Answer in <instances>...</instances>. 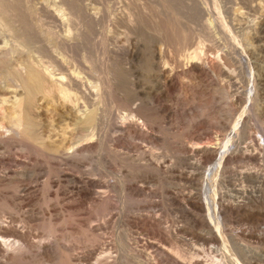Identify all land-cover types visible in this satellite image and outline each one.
Masks as SVG:
<instances>
[{
	"label": "rangeland",
	"instance_id": "1",
	"mask_svg": "<svg viewBox=\"0 0 264 264\" xmlns=\"http://www.w3.org/2000/svg\"><path fill=\"white\" fill-rule=\"evenodd\" d=\"M220 4H219V6L222 7V5H220ZM238 5L240 7L242 4L241 3L237 4V6H236L237 10H239ZM243 6H241V7H243ZM263 9H264V7H263ZM243 10H244L243 8L242 9L240 8L239 11H243ZM221 12H222V10H221ZM262 12H260V15L262 14ZM222 15H225L223 17H226V14H224L223 12H222ZM254 20H256V19L253 18V21ZM256 21H258V19ZM119 27L120 26H115V27L111 26L110 27L111 31L109 34H115L117 31H119V32L124 31V32H122V35L124 33V36H122L121 33H119L121 35V38H127L129 36L134 37V38L129 37L131 39V43L128 46H126V48H125L126 51L128 49H129V51L128 52H126V51L121 52L119 54V56L117 57V59L115 58L116 60H119V57H122V58H120L121 62L117 61V62H119V63H117V62H115V60L112 61V59L110 57H107L108 53L106 54V49H105L106 47L103 49V46H101V48L99 47L100 48V49L98 48L99 50L97 49L96 55H97V58L99 57L102 59V61L100 59H98V60L101 64L104 65V68L108 69L109 71L115 72V73L109 72V77L113 73L116 74V76L112 77L114 79L117 78L116 81L114 79H112L111 77L108 78V80L111 79L109 82L110 85H113L116 82V83H120L121 87H124V88L120 87L121 89H123L121 92H119L117 90V94L119 96L124 95V92H126V94L128 92V94H129L132 89H135L137 87L136 85H139V86L143 85L142 87H144L145 83H146V86L144 87V92H142L139 97L141 98V96H142V98L140 100H142V99L144 100V101L142 100V102L145 105L146 111L148 113H150V111H151V113H150L151 115L154 114L152 117H154L155 119L150 117V123H149L150 126H152V127H150L148 125L146 128V126L144 125L145 123L140 118L141 128L145 127L143 130H141L142 133H134L131 131V132H129L130 136L128 134H124L123 135L124 137L123 136L122 137L116 136L113 138H111V136H109L110 135L109 134L106 136V138L108 136L109 137L107 139L104 138L105 141L103 139V142L100 146L95 145V147L92 149V151L91 150L89 151L90 153L87 152L88 154H86V152H85L86 155L82 153L83 156H82V154L81 155L79 154L76 161H73L76 158V156H75V157H72L73 160H71V158H70L69 160H67V162L64 160H61L62 162H60V160H58L59 162H57L56 160L52 159L50 156L47 155L49 157L48 158L46 156V154L44 155V157H45L44 158L43 154H41V153H39L40 154L39 155L40 157H39L38 153L34 149H31L28 147L25 148V146H23L24 148L22 146L19 147L18 145L15 146V144L12 145L11 143H13L15 140H13V141H12V139L9 140V137H7V139L10 142H8L6 138L2 139L4 141H7V143L2 141V140L0 141V143L3 146L2 147L0 144V148H1L0 149V152H1L0 153V158H1L0 159V182H1L0 183V238H2V237L5 238V239L4 238H2V239L6 240L7 250H6V252H2V251L0 252V256H1L0 257V262H1L0 264H2V263L3 264H116V263L117 264H121V263L122 264H177V263L178 264H185V263L186 264H198L199 262H200L199 264H202V263L203 264H230V263H228V261L230 262L231 258L236 260L239 264H264V257H262V256H264V183H260L259 181L254 182V180H253V182L249 181L247 183L246 182L242 183L238 179L239 178V172L244 171V170H248V169L249 170H255L256 169L258 171L260 169V172L263 175L264 174V172H263L264 171L263 170L264 169V161L262 162L263 164H261V165H259V164L254 165L252 163L251 164L248 162L245 163L243 161H235V162H233V164L225 165L224 167L222 166V168L224 169V170L221 169V171L223 170L222 173L220 171V176L222 175L221 176L222 181H220L218 183L219 188H220V183H221V189L222 190L218 188L217 192L220 191L219 192L220 196L221 195L223 196V197L221 196V199L223 198L222 199V203L224 202L223 204H226V203L232 204L235 207L241 206L242 209L240 211H238V213L236 211H234L235 213L226 212V211H228L226 209H224L223 211H220L217 207L213 206L210 208V212H209L210 216H209V214L208 215L206 214L204 208H199L193 204L191 205V203H189V202H184L185 200L183 199L185 195L190 193V192H188V190L192 191V192H197L199 189L198 186L200 185L199 180H197V176H196V175H198L199 170L197 171L196 169H191L190 167H188L190 165H187L188 163H190V161L193 162V160L190 158V156H188L189 155L188 149H187L188 146L191 145L192 143L193 144L196 143V141L198 143H201V142L202 143H205V142L209 143L212 141L215 142L214 138L219 139L220 138L219 136H221L223 133H225V131L228 132L229 125H226V128H225V123L227 124V122H228L227 117H225V116L227 115L228 111L230 110L229 108L231 106H233L234 115H233V118H232V121L230 124L233 125L234 122H236V120L239 118L238 117L239 115L241 117L242 116L243 117L244 116L249 117L248 120L250 123L249 122L248 123L250 124V127H248L249 126L248 123H247V127L250 130V133L253 132L252 133L253 136L251 135V139L254 142V144L256 143L255 144L256 147H258L260 145L259 143L261 142L262 148L264 149V145H263L264 144V133L262 135V132H260V126H262L263 132H264V114H263L264 113V100L261 101V106H260L261 108L256 106V107H254L255 109L253 108L255 111L253 109H249L250 107H252L251 104H253V102H254L252 97H254L256 95L253 88L251 89V85H252L253 81H255V78L257 75L256 70L253 71V74H252V75H254L253 78H251L249 76V78H248L249 81L247 82L245 80L247 85H244L245 84L244 79H241V77H239L238 73L236 72L237 71V69H236L237 65L235 63H233L231 60H230L231 61L230 62L229 59H227V61H229V62L224 61L222 59L220 61L221 57H219V59L217 58L220 61L219 63L216 62V60L214 61L213 67L211 70L212 72L210 71V75H212V79H214V83H215L214 87L217 86L216 88H221V91L224 90V92L226 94H228L227 95L228 100L226 99L227 101H225V102L230 104L231 105L230 106V105H227L224 101H222L223 98H222V94L220 93V91L218 93V91L216 89L210 88L208 86L207 82L205 81V79L203 80V78H198L197 76L194 77L195 75L193 73L190 74V76L192 78H190L189 75H187V76L183 75L184 73H182V72L185 71V68L183 65L184 63H183L182 64L183 69H182V66H180L181 69L178 68V69H180L179 74H178L179 77L177 75V77H176L177 79L175 81V85L173 86V88L166 90L165 91L166 93H164V92L161 93V96H160V99H161L160 102H163V104L165 103L164 105L167 108H169V107H170V109L172 108L171 110H173V111L175 110L176 112H178V114L176 113V115H174L175 114V111H174V113L171 115L170 114L164 115L162 110L159 108V104L156 102V100H154L152 98L154 94L159 93V90L161 88H159L158 85L157 86L155 85V80L153 79V77H151V75H148V73L145 70L146 67L143 66L145 68L144 69L142 67V65H145V63H149L150 61H152V59L150 58L152 55H149V54L151 52H152V54H153V52H154V54H156L157 50H161L162 53L164 54L165 57L162 56L163 61L165 60V62L168 65L169 64L171 65V63H172V65H174L173 61H171V60L174 58L173 60L175 61V60H177L176 59L177 57L179 58V56H177V55H176V58H175V56L171 57L177 53L176 47H173V45H172L173 42L170 43L171 40H169V41L166 40L169 42V44H168V42L163 41L162 43H160V44H162V46H161L160 44L157 43V40H156V38H154V35L152 36V33L150 34L149 32H147L146 29H144L145 31H142L143 29L140 30V33H142V32L143 33L137 37L139 39L141 38V40H139V39H136V35L133 34L134 35L133 36L130 31L128 32V30H126L128 32L127 33V32H125V30H121V28H123V26H121L120 28ZM114 28L116 31L115 33H113ZM116 28L118 30H116ZM144 32L146 33V35ZM109 34L107 35L108 39L110 37ZM116 34L118 35V33H116ZM125 35H128V36L125 37ZM151 36H152V39H151ZM143 37L144 38L147 37V38L144 39ZM148 38H150V39H148ZM146 39H148V42ZM144 40H145V42H144ZM133 41L134 42L136 41V43H134ZM147 43L149 45H147ZM136 44L137 45L139 44V45L137 46ZM153 44H154V46H152ZM157 44H158V46L159 45L160 46L158 47ZM167 44H168V46H167ZM189 44L191 45V42H189L187 45H189ZM165 45H166V48H165ZM146 46L149 48L148 51H146L148 49ZM163 46H164V48H163ZM191 46H190V49H188V50L183 49L184 52L183 51L182 52L183 53L191 52L195 48L194 45L192 47ZM134 47L136 49H134ZM137 47H139V48H137ZM143 47H145V48H143ZM167 47H169V48H167ZM171 48H173V50ZM186 48H189V47L186 46L185 49ZM169 49H171V50L169 51ZM137 50H138V52H136ZM152 50H154V51H152ZM145 51L149 52V53H145ZM165 51H167V52H165ZM171 51L173 54L171 53ZM98 52H100V53H98ZM102 52H103V55L106 57H104L101 54ZM174 52H175V54H174ZM157 53H158V51H157ZM122 54L124 55V57ZM135 54L139 55L138 58H137V55L135 56ZM99 55L102 57H100ZM145 55H146V57H149L151 60L149 61V59L146 58ZM167 55H171V56H168V58H167ZM131 57H134V58L131 59ZM106 58H108L107 60L110 59L113 62L114 66L112 65V62L109 60V62H110L109 63L106 60ZM139 59H140L141 63H139ZM103 60H105V63ZM144 60H146L148 62H146ZM106 61L108 63H106ZM115 63L118 65L116 66ZM120 63H121V66H120ZM149 64H151V62ZM109 65H110V67H109ZM138 65H139V67H138ZM225 65L229 70L226 67H224ZM232 65H234L235 68ZM112 66L113 67L116 66V67L113 68ZM228 66H230V67H228ZM262 66H264V64ZM185 67H186V65H185ZM223 67L225 68V71H223L224 70ZM110 68H112V69H110ZM122 68H123V70L126 68V70H124L125 75L124 74L121 75V73H123ZM128 68L131 71H128L129 70ZM134 68L136 70H134ZM115 69H116V71H115ZM230 69L231 70L233 69V70L231 71ZM120 70H121V72H120ZM181 70H182V72H181ZM233 71L235 74L233 73ZM116 72H118V73H116ZM119 72H120V74H119ZM131 72H133V73H131ZM146 73H147V75H146ZM231 73L233 75H231ZM128 74H129V76H128ZM138 75L140 78L138 77ZM119 77H121V78H119ZM234 77H236V80L234 79ZM188 78H189V80H188ZM119 79L120 80L122 79L121 82H119ZM130 79L132 82L130 81ZM134 79H136V80H134ZM147 79H148V82L146 81ZM230 79L231 80L233 79V81H231ZM112 80L114 83L113 82L111 83ZM123 80H126L127 83L129 81H130V83H134L135 84L134 87H132L133 85L131 86L130 83H129V85H130L129 86L125 81L122 82ZM241 80H242V82H241ZM238 81H240L241 83ZM152 82L154 84H152ZM233 82H235L236 84H233ZM237 82L239 84V87H238ZM231 84H233V86ZM152 85H154V87ZM230 85H231V87H230ZM235 85H236V87H235ZM150 86H151V88H150ZM244 86L246 87V91H248L249 94L252 91H254V92L250 94L251 96L249 94L248 95L246 94V96L243 97V101L238 102V101H236L235 95L239 94L243 90V88L245 89ZM125 87H128V89L126 88L128 91L125 89ZM131 87H132V89H131ZM158 88H159V90H158ZM232 88H234V89H232ZM238 89H240L241 91ZM250 89H251V91H250ZM124 90H126V91H124ZM145 90H147V91H145ZM157 90H158V92H157ZM148 91H149V93H148ZM237 91H239V92H237ZM122 92H123V94H121ZM215 92H217V94H220V95H216ZM144 93H145V95H144ZM133 94H134V90L132 91V93H130V95H133ZM212 94H215L216 96L212 95ZM229 94H230V96H229ZM210 95L213 97L211 98ZM214 96H215L216 100L213 99ZM228 96L230 98H228ZM217 97H219V98L217 99ZM151 98H152V101H150ZM246 98H248V99H246ZM208 99L210 101L212 100L209 104L210 106H208L209 108L210 107L212 108V109L210 108L211 110L206 106V105H208V104H206L207 103L206 101H209ZM250 99H252V101ZM192 101H193V103H192ZM180 102H182V103L180 104ZM186 102H187V105L189 104L188 106L186 104H183ZM213 102H215V104ZM220 102L223 104H219ZM243 102H244V104H243ZM39 103L40 104L37 105L39 107V109L37 107L36 111H35L36 115L34 114L35 118L38 119L37 122L39 121L37 124H38V126H40V128H38V129L40 130L41 134L43 133L44 136L46 134H48V135L51 134L50 137L53 136L52 138H50L48 135H46L45 137L47 138V140H46L47 142H50L49 140H51V143H52V141H54V142L58 141L59 142L61 136L59 137L58 135H61L59 133H61L64 125L69 126L72 124V122H73L72 116L70 115L69 111H67L68 109L66 110V108H64V107H60V108L56 107L58 109L57 110L58 115L56 114L54 117V112H52L51 106L48 105L50 108L46 109L48 107L46 103H43V104H42V102H39ZM190 103H192V105ZM201 103H203V106ZM204 103L206 105H204ZM211 103H213V104H211ZM155 104L157 106L156 108H154ZM224 104L227 105L226 106L227 108L224 106ZM45 105H46V107H45ZM211 105H214V106L212 107ZM249 105H251V106H249ZM149 106H151L150 109H149ZM173 107H174V109H173ZM197 107H199V108H197ZM205 107L207 108L208 111L206 110ZM152 108H153V110H152ZM157 108L160 109L161 111L160 110L158 111ZM176 108L177 109L179 108V109L177 110ZM183 108H184V110H185V108H187L185 112H184ZM201 108H203V110L206 111L207 115L202 120H201V118H196V120L200 121V123H201L200 124L197 121L199 126L198 125L196 126V124H197L196 122L191 123V120H190L191 118L189 117V114H190L189 111L192 112L191 114H195L198 116L200 114V112L202 111ZM197 109L199 110V112L195 113V111H197ZM226 109H228V110H226ZM240 109H242V111ZM260 109H261V111H260ZM193 110H195V111H193ZM251 110H252V112H251ZM214 111H216V113ZM208 112H209V114H208ZM253 112L255 113V115H253ZM210 113H213L214 115L212 114V116H214V117H210L211 116ZM215 114H217V115H215ZM65 115H66V118H65ZM164 116L165 117L167 116V118H163ZM171 116H172V118H171ZM207 116L209 117L208 121H206L208 118ZM215 116H217L216 120L217 121L219 120L218 122L220 125L218 124V122L216 120L215 121L213 120L214 122L212 123V118H215ZM254 116L259 117V119H257ZM250 117H251V120H250ZM54 118H55V120H54ZM221 118H222V120H221ZM187 119L189 121H187ZM253 119H255L256 121ZM69 120H71L72 122ZM159 120H160V122H159ZM210 120H211V123L209 124L208 122H210ZM258 120L261 122V123L259 122L260 123L259 125L257 124ZM64 122H66V123H64ZM185 122H188V123H185ZM189 123L192 125H189ZM193 123H194V125H193ZM61 125H62V128H60ZM159 125H161V126H159ZM66 126H65V128H66ZM157 126H159V127H157ZM191 126H192V128H191ZM148 127L151 129H149ZM52 128H54V129H52ZM65 128H63V130ZM59 129H61V130L59 133H57L58 134L57 135L56 132H58ZM145 129H146V131H145ZM194 129L197 131H195ZM222 129H226V130L221 131ZM151 130H153V131H151ZM149 131H150V133L151 132L152 133L149 134ZM197 132L199 134H197ZM145 133L148 136H146ZM178 133H180V134H178ZM201 133H205L204 136L201 135ZM187 134H189V135H187ZM206 134L210 137L209 139L206 138V137H208ZM55 135H57L58 137L57 136L55 137ZM126 135H128V136L126 137ZM198 135H199V137H198ZM185 137L188 138L190 140V142L191 141L192 142L191 143L186 142ZM114 138H115V141L113 140ZM198 138L200 140L202 139L201 142H199L200 140ZM255 138H256V140H255ZM55 139H57V140H55ZM108 139H109V141H108ZM259 139H263V142H262V140H259ZM189 140H187V141H189ZM210 140H212V141H210ZM106 141H107V143H106ZM110 141H113V142H110ZM105 143H106V147H105ZM183 143H184V146H183ZM165 145H166V147H165ZM185 146L187 147L186 148L187 150H183V147H185ZM180 147H182V148L180 149ZM108 148H110V150ZM166 148H168V149H166ZM177 148H178L179 153L182 154L185 151L186 155L183 154L184 156L182 155L183 156L182 157L180 154V157H179V153L175 150ZM22 149H24V151ZM25 149H27V150H25ZM32 150H33V152L35 151L36 153L31 152ZM21 151H23V153ZM29 151L34 155H32ZM93 151H94V153H93ZM143 151H145V152H143ZM175 152L178 154H176ZM2 153H4V154H2ZM92 153H93V155H92ZM150 154H152V155H150ZM41 155H42V158H41ZM26 156H28V157H26ZM150 156L153 158L156 157V159L157 160L159 159L160 161L167 159L166 160L167 163H169V164L171 163L172 166L175 165L172 168L174 171L172 170L173 172L172 171L168 172L170 174L169 176H168V173H166L167 175L164 174L165 175L164 176L163 173L160 174V172L158 173L157 171L152 172L151 170L144 169V168H142V165L140 168L138 163L139 162L141 163L145 160H148ZM104 157H106V158H104ZM135 157L137 158V160ZM157 157H159V158H157ZM160 157H161V159H160ZM48 159H51V160L49 161ZM186 159H188L187 160L188 163L186 162ZM130 160H133V161H130ZM47 161H49L50 164ZM68 161H69V164H68ZM52 162H53V164H52ZM64 162H66V163H64ZM181 162H183L184 165ZM135 163L138 165V168H137V165L135 166ZM215 164L216 163H210L209 165H207V167L213 166V169H216L217 166ZM180 166H182V167H180ZM207 167H204V169ZM231 167H232V169H231ZM250 168H252V169H250ZM253 168H255V169H253ZM121 169H123V170H121ZM142 169H143V171H142ZM189 169L192 171H189ZM204 169L203 170L201 169L202 172H204ZM194 170H196V171H194ZM28 171H30V173ZM52 171L53 172L55 171L54 172L55 174ZM182 171L184 172V174ZM118 172H120V174H121L120 176H119ZM132 172H134V173H132ZM175 172H178L180 174V176H178L179 174L175 173ZM189 172L193 173V178L192 179L184 178V176H186V174H189ZM171 173H172V175H171ZM16 174H18V175H16ZM144 174H146V175H144ZM127 175H128V178H127ZM161 175L167 181L164 180L161 177ZM44 176H45V178H44ZM130 176H132V177L130 178ZM166 177H168V178H166ZM194 177H196V178H194ZM97 183H99V184H97ZM237 185H238V187H236ZM196 187H198V189H196ZM239 188H240V190H239ZM123 189H124V191H123ZM246 189L250 192H248V191L245 192ZM12 190L14 191L13 193H12ZM234 190H236L237 192L236 191L234 192ZM221 192H222V194H221ZM230 192H231V194H230ZM238 193H240V195ZM242 193L244 194V196ZM251 193L252 194L254 193V194L252 195ZM180 194H181V196H180ZM247 195H248V197H247ZM250 195H252V196H250ZM181 197L184 201L181 199ZM241 197H243V198H241ZM2 199H4V200H2ZM230 201L231 202L233 201V202L231 203ZM192 207H194V208H192ZM205 215H207V216H205ZM204 216L206 217V219ZM207 219H209V220H207ZM210 219H211V221H210ZM205 220H206V223H205ZM207 222H209V224ZM212 225H214V227ZM204 226H206V227H204ZM216 227H217V229H216ZM261 228H262V230H261ZM123 231H125V232H123ZM215 231H217V232H215ZM118 233H120V234H118ZM218 233H219V235H218ZM213 235L216 237L219 236L222 241L218 240L217 242H215ZM115 238H117V240ZM201 239H202V241H201ZM224 239L228 240V242H226ZM122 240H123V242H122ZM9 243H11V244H9ZM122 243H124V244H122ZM230 243H231V245H230ZM8 244L10 245L9 248H8ZM12 244H14V245H12ZM128 246H129V248H128ZM192 248H193V250H192ZM232 248H233V250H232ZM243 249H245V250H243ZM130 250H132V251H130ZM200 250H202V251L205 250V251L202 252ZM207 250H208V252H207ZM218 250L222 251L223 253L219 252ZM209 252H212V253H209ZM121 253H123V254H121ZM197 253H199V254H197ZM224 253H225V255H223ZM249 253H251V254H249ZM210 254H212V255H210ZM119 255L121 256V258ZM226 256H229V257H226ZM242 256H245V257L242 258ZM113 258L114 259L116 258V259L114 260ZM143 258H144V260H143ZM101 259H103V260H101ZM7 261H8V263H7ZM225 261H226V263H224Z\"/></svg>",
	"mask_w": 264,
	"mask_h": 264
},
{
	"label": "bare ground",
	"instance_id": "2",
	"mask_svg": "<svg viewBox=\"0 0 264 264\" xmlns=\"http://www.w3.org/2000/svg\"><path fill=\"white\" fill-rule=\"evenodd\" d=\"M240 3L242 4L241 6H243V5L244 6L239 7V5H238V9L240 10V8L241 9L243 8L244 9L243 11H239L236 9L237 4H240ZM219 4L222 5V7H220ZM263 7H264V0H0V141L2 139H5V138L7 139V137H9V140H11V139H12V141L15 140L14 141L15 143L14 142L11 143L12 145L15 144V146L16 145H18L19 147L25 146V148L28 147V148L34 149L38 153V156L40 155L39 153L43 154V157L46 154V156L47 155L50 156L52 159L56 160L57 162H59L58 160H60V162H62L61 160H64L67 162V160H69L70 158H71V160H73L72 157H75V156H76V158L73 161H76L79 154L80 155L82 153L85 154V152H86V154L90 153L89 151L90 150L92 151V149L95 147V145L100 146L103 142V139L106 138V136L109 134H110L109 136H111V138H113L116 136L122 137L124 134L129 135V132H131V131L134 133H142L141 130H143L145 127L141 128L140 118L145 123L144 125L146 126V128L148 125L150 126V124H149L150 123V117L154 118V117H152L154 114L151 115L150 114L151 111H150V113H148L146 111L145 105L142 102L143 99L140 100L142 98V96H141V98L139 97L141 95V93L144 92V87L146 86V83H145L144 87H142L143 85L142 86L136 85L137 87L135 89H132V87H134V85H135L134 83H130L132 78L130 79V81L128 83L126 80H123L122 82L125 81L128 85H129V83L131 84V86L133 85L131 87L132 90L130 93H132V91L134 90V94L130 95V93L128 94V92H127V94H126V92H124L128 89V87L130 86L129 85L128 87H125V89L126 88L127 89L123 91L124 95H121V94H123V92H122L121 94L119 93L121 95V96H119L117 94V90L119 92H121L123 90L121 88H124V87H121L120 83H116V82H115V84L110 85L109 82L111 79L108 80V78H110V77L112 78V77L116 76V74H114L115 73L114 71H109L108 69L104 68V65L101 64L98 60V59H100L102 61V59L99 57L97 58V55H96L97 49L99 47L101 48V46H103V49L106 47L105 48L106 54L108 53L107 57H110L112 59V61L115 60V62H117V61L121 62L120 58H122V57H119V60H116L117 57L119 56V54L121 52L126 51V49H125L126 46H128L131 43L130 38L132 36H129L130 37L129 38V37H127L128 35H125V37H127V38H121L122 32H124V31H122V32L117 31L116 32L115 28H114L113 33L116 32V33H118V35L116 33H115L116 35L115 34H109L111 31L110 30L111 26H113V27L123 26V28H121V30H125V32H127L126 30H128V32L130 31L132 33V35L133 34L136 35V39H139L137 37L143 33L142 31H145L144 29H146L147 32H149L150 34L152 33V36L154 35V38H156L158 44H160L166 40H168V41L171 40L170 43H172V42L174 43V44L172 43V45H173V47H176V52L178 54L177 53L175 54V52H174L175 55L171 56L173 54L171 51L172 54L167 55V58H168V56H171V57L175 56V58H176V55L179 56V58L177 57L176 58L177 60H175V61L173 60L174 58L173 59L171 58L172 60L170 59L171 61H173L174 65H172L171 62H170L171 65L170 64L168 65L165 62V60L163 61L162 56H164V54L162 53L161 50H157L158 53L155 50L156 54H154V52H153V54H152V52L149 54V55H152L150 57L152 59V61H150L151 59L149 57H146V55H145V57L149 59L151 64H149L150 63L149 62V63H145V65H142V67L143 66L146 67V69L144 67L143 68L146 70L148 75H151V77H153V79L155 80V85L156 86L158 85L159 88H161L160 90L158 88L159 93L154 94L152 98L154 100H156V102L159 104V108L162 110L164 115H169V114L171 115L174 113L175 110L174 111L171 110L172 108L170 109L169 106H168L169 108H167L164 105L165 103L163 104V102H160L161 93H163V92L166 93L165 92L166 90L173 88V86L175 85V81L177 79L176 77L179 74V70L181 69L180 66H182V69H183V65L185 68V71L182 72V70H181V72L184 73L183 75H186V76L189 75L190 76V74L193 73L195 75L194 77L197 76L198 78H203V80L205 79V81L207 82V84L210 88L216 89L218 91V93L220 91V93L222 94V98H223L222 101H224V102L227 101L228 100L227 99L228 94H226L224 92V90H222L223 91L222 92L221 88H216L217 86L214 87L215 86L214 79H212V75H210V71L212 70L214 61L216 60V62L219 63L221 61V59L224 61H227V59H229V61L231 60L233 63H235L237 65V67H236L237 71L236 72L238 73L239 77H241V79H244V81L246 80L247 82L249 81V79H248L249 76L251 78H253V76H254V75H252L253 71L256 70V72H257L256 78L257 79L255 78V81H253V83L251 85V89L253 88L256 95L254 97H252L254 102H253V104H251L252 107H250L249 109H253L256 106L260 107L261 101L264 100V66H262L264 64V13H263L264 9H263ZM221 10L224 14H226V17H223L225 15H222ZM260 12H262L261 15H260ZM253 18L256 20L258 19V21H256V20L253 21ZM116 30H118V29L116 28ZM140 30H142L141 31L142 33H140ZM119 33H121V35ZM108 34L110 35L109 39L107 38ZM145 35H146V33H145ZM122 36H124V33ZM152 36H151V39H152ZM132 38H134V37H132ZM145 38H147V37H145ZM148 39H150V38H148ZM148 39H146L147 42H148ZM139 40H141V38ZM168 41H166V42H168ZM144 42H145V40H144ZM189 42H191V45L192 46L194 45L195 48L193 50L191 49L192 50L191 52L183 53L184 50L190 49L191 45L190 44H189L190 46L187 45ZM134 43H136V41ZM154 44L152 46H154ZM158 44H157V46H158ZM168 44H169V42H168ZM168 44H167V46H168ZM147 45H149V44L147 43ZM160 45L162 46V44H160ZM186 46H188L189 48L185 49ZM139 47H137V48H139ZM143 48H145V47H143ZM163 48H164V46H163ZM165 48H166V45H165ZM167 48H169V47H167ZM134 49H136V48L134 47ZM171 49L173 50V48H171ZM171 49H169V51ZM138 50L136 52H138ZM148 50H149V48L146 51H148ZM128 51H129V49L126 52H128ZM146 51H145V53H149ZM152 51H154V50H152ZM165 52H167V51H165ZM98 53H100V52H98ZM101 54L103 55V52ZM124 55H123V57H124ZM136 55L138 58L139 55L135 54V56ZM100 57H102V56H100ZM104 57H106V56H104ZM219 57H221L220 61L218 60ZM133 58L134 57H131V59H133ZM107 59L108 58H106V60ZM109 60H107V61L109 62ZM103 61L105 63V60H103ZM107 61H106V63H108ZM144 61H146V60H144ZM229 61H227V62H229ZM119 62H117V63H119ZM146 62H148V61H146ZM139 63H141L140 59H139ZM112 65H113V62H112ZM117 65L118 64H116V66ZM185 65H186V67H185ZM120 66H121V63H120ZM232 66H234V65H232ZM109 67H110V65H109ZM115 67H113V68H115ZM138 67H139V65H138ZM224 67H226V65ZM224 67H223V69H224L223 71H225ZM228 67H230V66H228ZM178 68H180V69H178ZM234 68H235V66H234ZM110 69H112V68H110ZM124 70H126V68ZM124 70L122 68L123 73H121V75L122 74L125 75ZM134 70H136V69L134 68ZM115 71H116V69H115ZM128 71H131V70L129 69ZM109 72L110 73L114 72V73L112 75H110V77H109ZM120 72H121V70H120ZM120 72H119V74H120ZM116 73H118V72H116ZM131 73H133V72H131ZM147 73H146V75H147ZM233 73H234V71H233ZM129 74H128V76H129ZM231 75H233V74L231 73ZM138 77H139V75H138ZM178 77H179V75H178ZM119 78H121V77H119ZM190 78H192V77L190 76ZM112 79H114V78H112ZM234 79L236 80V77H234ZM114 80L116 81L117 78ZM121 80L119 79V82H121ZM134 80H136V79H134ZM188 80H189V78H188ZM146 81L148 82V79ZM231 81H233V79ZM246 81H245L244 85H247ZM112 82H113V80L111 81V83ZM238 82H240V81H238ZM238 82H237V84H238ZM241 82H242V80H241ZM152 84H154V83L152 82ZM233 84H236V83L233 82ZM233 84H231V85L233 86ZM231 85H230V87H231ZM152 86L154 87V85H152ZM235 87H236V85H235ZM238 87H239V84H238ZM150 88H151V86H150ZM232 89H234V88H232ZM251 89H250V91H251ZM158 90H157V92H158ZM238 90H240V89H238ZM145 91H147V90H145ZM254 91H252L251 93H253ZM237 92H239V91H237ZM148 93H149V91H148ZM215 93H216V95H220V94H217V92H215ZM246 94L248 95L249 93H248V91H246V87H245V89L243 88V90L239 94L235 95L236 101H238V102L243 101V97L246 96ZM144 95H145V93H144ZM212 95H215V94H212ZM215 96L213 98L214 100H216ZM229 96H230V94H229ZM229 96H228V98H230ZM212 97L213 96H211V98ZM152 98L150 101H152ZM218 98L219 97H217V99ZM246 99H248V98H246ZM250 100L252 101V99H250ZM211 101L210 100L206 101L207 102L206 104H208V105H206L205 103H204V105H206L207 107L210 106L209 104ZM39 102H42V104L46 103L47 106L48 105L51 106L52 112H54V117L56 114L58 115V113H57L58 107L59 108L64 107V108H66V110L68 109L67 111H69L70 115L72 116L73 122L71 120H69L72 122V124L69 126L68 125L66 126L62 123L64 125L63 128H65V126H66V128L63 130L62 125H61V127H60V128H62L61 133H59L61 129H59L58 132H56V134L57 133L61 134V135L57 134L59 137L61 136L60 140L58 139L59 142L58 141L57 142L52 141V143H51V140H49L50 142H47L46 141L47 138L45 136L48 134H46L44 136L43 133L41 134L40 130L38 129V128H40V126H38V124H37L39 121L37 122L38 119L35 118V115H36L35 111H36V108L38 107L37 105L40 104ZM221 102L219 104H223ZM181 103L182 102H180V104ZM192 103H193V101H192ZM192 103H190V104L192 105ZM213 103L215 104V102H213ZM213 103H211V104H213ZM225 103L227 105H230L227 102H225ZM183 104L187 105V102L183 103ZM201 104L203 106V103H201ZM243 104H244V102H243ZM227 105L224 104L225 107ZM251 105H249V106H251ZM49 106L46 109L50 108ZM211 106L213 107L214 105H211ZM45 107H46V105H45ZM150 107L151 106H149V109H150ZM156 107L157 106L155 104L154 108H156ZM197 108H199V107H197ZM38 109H39V107H38ZM160 109H158V111ZM173 109H174V107H173ZM186 109L187 108H185V110H184V108H183L184 112L186 111ZM201 109H202V111H201L202 113L200 112V114L198 116L195 114H191L192 112L189 111L190 112L189 117L191 118L190 119L191 123L192 122L197 123L198 120H196V118H201V120H202L204 117H206V115H207L206 111H204L203 108H201ZM229 109L230 110L228 111L227 115L225 116V117H227V120H228L227 124L225 123V128H226V125H229V127L227 126L228 132L225 131L226 129H222L221 131H225V133H223L221 136H219L220 137L219 139L214 138L215 142H213L212 141L213 139H212V140H210L212 142L206 143L204 141L205 143H202L201 142L202 139L200 140L198 138L200 140L199 142H201V143H198L195 140L196 143H194V144L192 143L193 145L192 144L189 145L188 148L186 146L183 147V150L188 149V154H189L188 156H190V158L193 160V162L190 161V163H188L187 162L188 159H186V162L188 164L185 161L184 162L187 165H190L188 167H190L191 169H196L197 171L199 170L198 175H196V174L195 175L197 176V180H199L200 185L198 186L199 189H198V187H196V189H198L197 192H192V191L188 190V192H190V193H188L187 195L184 196L183 199L185 201L182 199V197H181V199L184 202L191 203V205L193 204L199 208H204L207 215L210 212V208L213 206L217 207L220 211H223L224 209H226V210H228L226 212H231V213L232 212L235 213L234 211H236L238 213V211H240L242 209L241 206L235 207L232 204H227V203L223 204L224 202L222 203V199H223V198L221 199L222 195L220 196V194H219L220 191L217 192V189L219 188L218 183L220 181H222L221 180L222 175L220 176V171H221V169H223L222 166L224 167L225 165L233 164V162H235V161H243L245 163L248 162V163H250V164L252 163L254 165L255 164L261 165V164H263L262 162L264 161V149L262 148L261 142L259 143L260 145L258 147H256L255 146L256 143L254 144V142L251 139V135L253 132L250 133V130L248 129V127H250V124H249L250 122L248 120L249 117H245V116L241 117L239 115L238 116L239 118L237 120L235 119L236 122H234V124L231 125L230 123H231L233 115H234L233 106H231ZM152 110H153V108H152ZM206 110H207V108H206ZM226 110H228V109H226ZM240 110L242 111V109H240ZM193 111H195V110H193ZM260 111H261V109H260ZM196 112L198 113L199 110L197 109V111H195V113ZM214 112L216 113V111H214ZM251 112H252V110H251ZM176 113L178 114V112L175 111L174 115H176ZM208 114H209V112H208ZM210 114H211L210 117H214V116H212L213 113H210ZM215 115H217V114H215ZM253 115H255L254 112H253ZM172 116H171V118H172ZM256 116H254V117H256ZM216 117L217 116H215V118H212V123L217 119ZM65 118H66V115H65ZM163 118H167V116L166 117L164 116ZM256 118L259 119V117H256ZM208 119H209V117L207 118L206 121H208ZM54 120H55V118H54ZM221 120H222V118H221ZM250 120H251V117H250ZM253 120H255V119H253ZM187 121H189V120L187 119ZM159 122H160V120H159ZM259 122L260 121L258 120V123L257 122L256 123L259 125L261 123V122L260 123ZM64 123H66V122H64ZM185 123H188V122H185ZM198 123H200V121H198ZM198 123L196 124V126L198 125ZM208 123L210 124L211 120ZM247 123L249 125L248 127H247ZM218 124H219V122H218ZM189 125H192V124L189 123ZM193 125H194V123H193ZM159 126H161V125H159ZM159 126H157V127H159ZM150 127H152V126H150ZM191 128H192V126H191ZM52 129H54V128H52ZM149 129H151V128H149ZM145 131H146V129H145ZM151 131H153V130H151ZM195 131H197V130H195ZM260 132H262V135H263L264 132H263L262 126H260ZM151 133L149 131V134H151ZM178 134H180V133H178ZM197 134H199V133L197 132ZM204 134L205 133H201V135H203V136H204ZM50 135H48V136L50 137ZM57 135H55V137ZM128 135H126V137ZM145 135L148 136L146 133H145ZM187 135H189V134H187ZM52 137H50V138H52ZM198 137H199V135H198ZM206 138L209 139L210 137L208 136ZM9 140L7 139L8 142H10ZM55 140H57V139H55ZM113 140L115 141V138ZM185 140H186V142H190V140L188 138H186ZM187 140H189V141H187ZM255 140H256V138H255ZM259 140H262V142H263V139H259ZM2 141H4V140H2ZM7 141H4V142L7 143ZM104 141H105V139H104ZM108 141H109V139H108ZM110 142H113V141H110ZM106 143H107V141H106ZM106 143H105V147H106ZM1 146H2V144H1ZM183 146H184V143H183ZM165 147H166V145H165ZM181 148L182 147H180V149ZM108 149L110 150V148H108ZM166 149H168V148H166ZM22 150L24 151V149H22ZM25 150H27V149H25ZM175 150L178 152V148ZM23 151H21V152L23 153ZM31 152H33V150ZM143 152H145V151H143ZM93 153H94V151H93ZM93 153H92V155H93ZM178 153H176V154H178ZM2 154H4V153H2ZM83 154H82V156H83ZM180 154L181 153H179V157H180ZM183 154L186 155L185 151H184V153L181 154V156ZM32 155H34V154H32ZM150 155H152V154H150ZM26 157H28V156H26ZM41 158H42V155H41ZM104 158H106V157H104ZM157 158H159V157H157ZM160 159H161V157H160ZM48 160L50 161L51 159H48ZM136 160H137V158H136ZM158 160L156 159V157L153 158L150 156L148 160H145L141 163L139 162L138 165L140 168L142 165V168H144V169L151 170L152 172L157 171L158 173L160 172V174L163 173V175L168 173V172H171L173 170L172 168L175 165L172 166L171 163L170 164L167 163L166 162L167 159H165L163 161H160V160L158 161ZM49 161H47V162H49ZM130 161H133V160H130ZM66 162H64V163H66ZM181 163L183 164V162H181ZM210 163H216L215 165L217 166V168L215 167L216 169H213V166L207 167V165H209ZM49 164H50V162H49ZM52 164H53V162H52ZM68 164H69V161H68ZM136 165L137 164L135 163V166ZM138 165H137V168H138ZM180 167H182V166H180ZM204 167H207V168H205L206 170L204 169ZM201 169L202 170L204 169V172H202ZM231 169H232V167H231ZM250 169H252V168H250ZM253 169H255V168H253ZM121 170H123V169H121ZM196 170H194V171H196ZM142 171H143V169H142ZM189 171H192V170L189 169ZM222 171H221V173H222ZM28 172L30 173V171H28ZM118 173L120 176L121 175L120 172H118ZM132 173H134V172H132ZM175 173H178V172H175ZM183 174H184V172H183ZM16 175H18V174H16ZM128 175H127V178H128ZM144 175H146V174H144ZM169 175L170 174L168 173V176ZM171 175H172V173H171ZM178 176H180V174ZM131 177L132 176H130V178ZM161 177H162V175H161ZM44 178H45V176H44ZM166 178H168V177H166ZM184 178L192 179L193 173L189 172V174H186V176H184ZM194 178H196V177H194ZM163 179L166 180L165 178H163ZM238 179L242 183L243 182L247 183L249 181L253 182V180H254V182L259 181L260 183H264V174L263 175L261 174L260 169H259V171L256 169L255 170H249L248 169V170H244V171L239 172V178ZM97 184H99V183H97ZM236 187H238V185ZM240 188H239V190H240ZM219 189H221V183H220ZM123 191H124V189H123ZM235 191L236 190H234V192ZM247 191L248 190L246 189L245 192H247ZM13 192L14 191L12 190V193ZM248 192H250V191H248ZM221 194H222V192H221ZM230 194H231V192H230ZM238 194L240 195V193H238ZM248 195H247V197H248ZM252 195H250V196H252ZM180 196H181V194H180ZM243 196H244V194H243ZM241 198H243V197H241ZM2 200H4V199H2ZM192 208H194V207H192ZM207 215H205V216H207ZM209 216H210V214H209ZM205 219H206V217H205ZM207 220H209V219H207ZM210 221H211V219H210ZM205 223H206V220H205ZM207 223L209 224V222H207ZM212 226L214 227V225H212ZM204 227H206V226H204ZM216 229H217V227H216ZM261 230H262V228H261ZM123 232H125V231H123ZM215 232H217V231H215ZM118 234H120V233H118ZM218 235H219V233H218ZM2 238H4V237H2ZM2 238H0V252L1 251L6 252V250H7L6 240H4L5 238L4 239H2ZM213 238H214L215 242H217L218 240L219 241L221 240V238L219 236L218 237L214 236ZM115 239L117 240V238H115ZM201 241H202V239H201ZM225 241L228 242V240H225ZM122 242H123V240H122ZM9 244H11V243H9ZM9 244H8V248L10 246ZM122 244H124V243H122ZM12 245H14V244H12ZM230 245H231V243H230ZM129 246H128V248H129ZM192 250H193V248H192ZM232 250H233V248H232ZM243 250H245V249H243ZM130 251H132V250H130ZM200 251H202V250H200ZM204 251H202V252H204ZM222 251H219V252H222ZM207 252H208V250H207ZM209 253H212V252H209ZM251 253H249V254H251ZM121 254H123V253H121ZM197 254H199V253H197ZM210 255H212V254H210ZM223 255H225V253ZM121 256H120V258H121ZM226 257H229V256H226ZM244 257L245 256H242V258H244ZM262 257H264V256H262ZM101 260H103V259H101ZM143 260H144V258H143ZM7 263H8V261H7ZM224 263H226V261ZM228 263L239 264L236 260H234L232 258L230 259V262L228 261Z\"/></svg>",
	"mask_w": 264,
	"mask_h": 264
}]
</instances>
